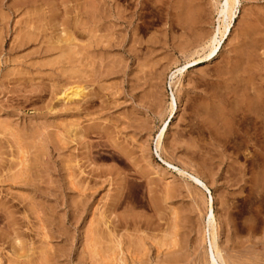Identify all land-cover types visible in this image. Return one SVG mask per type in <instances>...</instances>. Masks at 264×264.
Wrapping results in <instances>:
<instances>
[{"label":"rangeland","instance_id":"1","mask_svg":"<svg viewBox=\"0 0 264 264\" xmlns=\"http://www.w3.org/2000/svg\"><path fill=\"white\" fill-rule=\"evenodd\" d=\"M12 1L0 0V264H208L209 195L157 153L207 186L226 264H264V0H239L210 61L224 0Z\"/></svg>","mask_w":264,"mask_h":264},{"label":"bare ground","instance_id":"2","mask_svg":"<svg viewBox=\"0 0 264 264\" xmlns=\"http://www.w3.org/2000/svg\"><path fill=\"white\" fill-rule=\"evenodd\" d=\"M67 1H69V0H67ZM66 1V2H67ZM70 1H74V2H78V0H70ZM41 2H45V0H15V1H12L11 2V4L8 6V8L9 9H11V10H13V9H15V8H17L18 10L20 9L21 10V8H28V9H30V10H34V9H36V8H38L39 6H44L43 4H45V3H41ZM47 2V1H46ZM48 2H49V0H48ZM64 2H65V0H64ZM63 2V3H64ZM52 4V3H51ZM238 4H239V0H224L223 1V3H222V5H221V8H220V10H219V15L222 17V18H224L225 19V16H226V14H228L227 12H230L229 14V22H228V24H227V26H226V28H225V31H224V33H222L221 34V37L220 38H218V36H217V34H215L214 36H212V38L210 39V50H209V53L207 54V55H205V57L203 58V59H206V60H208V61H210V60H212V59H214L217 55H218V53H219V50H220V48H221V45L223 44V41H225V40H227V38H228V35H229V29L232 27V22H233V20H234V18H235V13H236V11H237V7H238ZM41 6V7H42ZM115 6V5H114ZM40 7V8H41ZM65 8H67V7H65ZM17 9H15V10H17ZM39 9V8H38ZM74 9V8H73ZM92 9V8H91ZM115 9H117L116 7H115ZM231 9V10H230ZM84 10H86V9H84ZM94 10V9H93ZM230 10V11H229ZM10 11V10H9ZM26 11V10H25ZM65 11V10H64ZM64 11H63V13H64ZM95 11V10H94ZM137 11V10H136ZM138 12V11H137ZM35 13V12H34ZM67 13H69V11H67ZM123 13H124V11H123ZM81 14H82V12H81ZM83 14H85V12H83ZM82 14V15H83ZM138 14V13H137ZM136 14V12H133V14H131V16H130V18L129 19H122L123 20V22H125V23H127L126 25H131L132 24V19H134L135 18V16L137 15ZM76 15V14H75ZM87 15V14H86ZM77 16V15H76ZM106 16V15H105ZM81 17V16H80ZM84 17V16H83ZM113 17V16H112ZM123 17V16H122ZM125 17V16H124ZM220 17V18H221ZM79 18V17H78ZM40 19V16H39V18H30L29 17V19H28V23H30V25L32 24V23H34L35 24V22H38V21H41V19ZM136 19V18H135ZM126 20V21H125ZM134 21V20H133ZM27 23V24H28ZM41 23V22H40ZM124 23V24H125ZM75 24H77V23H75ZM78 25V24H77ZM82 25V24H81ZM112 26V25H111ZM99 29V28H98ZM84 31V30H83ZM96 32V31H95ZM94 32V33H95ZM217 32H219V30L217 29V31H216V33ZM95 35V34H94ZM70 36V35H69ZM89 38V37H88ZM96 39V38H95ZM63 40V39H62ZM65 40H67V39H65ZM64 40V41H65ZM72 40V39H71ZM70 40V41H71ZM70 41H68V43L70 42ZM67 42V41H66ZM67 44V43H66ZM208 47V46H207ZM66 49V48H65ZM74 51V50H73ZM63 54V53H62ZM67 55V54H66ZM71 55V54H70ZM70 59V58H69ZM200 60L201 59H199V60H196V61H193V62H191V63H193V64H199V62H200ZM189 63L188 64H186L184 67H180V68H178V69H176L175 70V72L174 73H172V75H171V78H174V76H178V75H182V73L189 67ZM78 92H75V94H74V96H76V97H78L80 94V90H77ZM82 96V95H81ZM171 104H170V109H171V112H170V117H169V121L168 122H165L164 123V125H163V127H162V129H161V131H160V134L158 135V138H157V141H156V152H158L157 151V149L159 148V145H160V141H161V139L163 138V136L167 133V130H168V127H169V125H170V120L172 119V117H174V116H172V115H175L176 114V111H177V103H176V98L174 97V95L173 94H171ZM239 112V111H238ZM244 117V116H243ZM258 118L259 117H256L255 118V120H256V123H258V124H260V125H264V114H263V116L261 117V118H259V120H258ZM242 123V122H241ZM4 124V123H3ZM9 128V127H8ZM261 131H264V126L261 128ZM261 133V132H260ZM264 133V132H263ZM76 136V135H75ZM77 137V136H76ZM157 155V157L159 158V160H160V162L163 164V165H165L166 167H168L169 169H171V170H173L174 172H176L178 175H180V176H185V177H187V178H189L190 179V181L192 182V184L197 188V189H200V190H202V191H204L205 193H207L208 195H209V201H208V206H207V213H206V218H207V223H206V226H205V230H204V241H205V245H206V257H207V263L208 264H226V261L223 259V257H222V255L220 254V252L217 250V235H216V233H215V229H214V222H215V220H214V215H213V209H212V196H211V194H210V192H209V190H208V188H207V186L204 184V182L200 179V177H198L197 175H192V174H190V173H188L187 171H185V170H183L182 168L180 169V168H178L177 166H175V165H173L172 163H170V162H167V161H165V160H163L159 155H158V153L156 154ZM90 158V157H89ZM91 159V158H90ZM75 163V162H74ZM24 166V165H23ZM25 167V166H24ZM70 169V168H69ZM4 171V170H3ZM2 174V173H1ZM0 174V175H1ZM71 177H72V175H71ZM68 179V178H67ZM69 179H70V177H69ZM76 178H74L73 180H75ZM14 180V179H13ZM72 179L69 181L68 180V183H67V185H69L70 187H75V188H77L78 186H81V187H83V185H81V184H83V182H81V181H73ZM15 182V181H14ZM85 183V182H84ZM68 186V187H69ZM90 189V188H89ZM86 190V189H85ZM84 191V190H83ZM96 192V191H95ZM113 204V203H112ZM100 205V204H99ZM113 206V205H112ZM114 207V206H113ZM110 210V209H109ZM107 212V211H106ZM103 215H105V214H103ZM102 216V215H101ZM100 216V217H101ZM104 218H105V216H104ZM103 218V219H104ZM100 219V218H99ZM106 219V218H105ZM104 219V220H105ZM93 220V219H92ZM42 221V220H41ZM100 221H101V219H100ZM106 221V220H105ZM109 221V220H108ZM91 222V221H90ZM93 222V221H92ZM98 222H99V220H98ZM118 222V221H117ZM41 223V222H40ZM101 224L103 223L104 225H107V222H104V221H102V222H100ZM121 223V222H120ZM91 223H89V225H90ZM96 223L94 222V225H95ZM99 224V223H98ZM119 224V223H118ZM108 225H111V223L110 224H108ZM90 226H93V223H92V225H90ZM90 226H89V228H90ZM99 226V225H98ZM104 227H107V226H104ZM103 227V228H104ZM112 227V226H111ZM96 228V227H95ZM98 228H100V227H98ZM90 229H94V228H90ZM97 229V228H96ZM95 231V230H94ZM100 231V230H99ZM108 231V230H107ZM114 231V230H113ZM116 231V230H115ZM92 232V231H91ZM97 232V231H96ZM103 232H104V229H103ZM111 232H112V229H111ZM90 233V232H89ZM88 233V234H89ZM99 233V232H98ZM100 235H101V232H100ZM108 235H109V233H108ZM107 235V236H108ZM102 236V235H101ZM48 237V236H47ZM98 237H100V236H98ZM98 237H97V239H98ZM91 238V237H90ZM93 239V238H92ZM108 240H109V238H108ZM91 241H93V240H91ZM109 241H111V240H109ZM107 242V241H106ZM114 242V241H113ZM105 243V242H104ZM115 243V242H114ZM18 244V243H17ZM96 244V243H95ZM100 244V243H99ZM115 244H117V242L115 243ZM126 244V243H125ZM124 244V245H125ZM136 244H138V243H136ZM15 245V244H14ZM102 245H103V243H102ZM110 245H111V243H110ZM118 245H120V243L118 244ZM130 245V244H129ZM19 246H21V245H19ZM89 246H90V243H89ZM94 246V245H93ZM96 246V245H95ZM115 246V245H114ZM14 247V246H13ZM17 247V246H16ZM15 247V248H16ZM91 247V246H90ZM108 247H110V246H108ZM128 247V246H127ZM130 247V246H129ZM19 248V247H18ZM93 248V247H92ZM17 249V248H16ZM122 249V248H121ZM120 249V250H121ZM110 250V249H109ZM115 250H118V248L117 249H115ZM120 250H119V252H120ZM135 250V249H134ZM142 250V249H141ZM125 251H127L126 249H125ZM142 251H144V247H143V250ZM113 252V251H112ZM102 253V252H101ZM100 253V254H101ZM109 253V252H108ZM142 253V252H141ZM114 254V253H113ZM24 255V254H23ZM110 255H111V252H110ZM114 255H116V254H114ZM120 255H121V253H120ZM142 255V254H141ZM107 256V255H106ZM133 257H135L134 255H132ZM143 256V255H142ZM19 257V256H18ZM105 257V256H104ZM108 257V256H107ZM110 257H113V255L112 256H110ZM115 257H117V256H115ZM119 258H120V256H118ZM103 258V257H102ZM42 259V258H41ZM113 259H114V257H113ZM118 259V258H117ZM134 259V258H133ZM112 260V259H111ZM132 260V259H131ZM116 261V260H115ZM125 261V260H124ZM114 262V261H113ZM112 262V263H113ZM119 262H120V259H119ZM117 263V262H116ZM123 263V262H122ZM143 263V262H142ZM107 264H109V262H107ZM111 264V263H110ZM115 264V263H114ZM145 264V263H144Z\"/></svg>","mask_w":264,"mask_h":264}]
</instances>
